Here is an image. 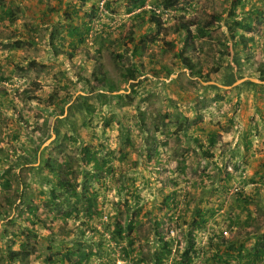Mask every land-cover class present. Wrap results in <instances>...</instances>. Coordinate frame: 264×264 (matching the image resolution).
Here are the masks:
<instances>
[{
	"label": "rangeland",
	"instance_id": "rangeland-1",
	"mask_svg": "<svg viewBox=\"0 0 264 264\" xmlns=\"http://www.w3.org/2000/svg\"><path fill=\"white\" fill-rule=\"evenodd\" d=\"M173 2L0 0V264H264V0Z\"/></svg>",
	"mask_w": 264,
	"mask_h": 264
},
{
	"label": "trees",
	"instance_id": "trees-1",
	"mask_svg": "<svg viewBox=\"0 0 264 264\" xmlns=\"http://www.w3.org/2000/svg\"><path fill=\"white\" fill-rule=\"evenodd\" d=\"M168 3V5H167V8L169 7V6H173V0H163V3ZM136 7H138V6H136ZM166 7V6H165ZM152 14H151V23H150V25H154V26H156L158 29H159V27H160V22L157 20V14L155 13V12H151ZM141 16H143V15H141ZM249 26H250V24H249ZM179 32L180 31H183L184 33H186L187 35H190L191 34V31H190V29L189 28H187V27H184V28H181V29H179L178 30ZM134 49L136 50V51H138V45H135L134 46ZM187 63L188 62H186V60H184V64H186L187 65ZM222 65L221 64H217V67L215 68V69H213V71L215 72V73H217L218 71H219V68L221 67ZM190 67V69L193 71V68L191 67V66H189ZM170 72H172L171 70H169V73ZM127 75H128V78H131L132 80H136L137 79V77H138V75H137V69H136V66L135 67H132V68H128L127 69ZM93 77H94V79H96V80H99V81H101L100 80V75L99 74H97V73H94L93 74ZM261 77H263L264 78V72H263V74H261ZM87 155H90V153H88ZM62 187V186H61ZM63 188V187H62ZM67 216H70V214H67ZM202 217V213L200 212L199 214H198V218H201ZM193 223L194 224H196L197 223V219H195L194 218V221H193ZM118 227V229H117V231L119 232L120 231V229H121V227L118 225L117 226ZM215 239H222V238H220V237H216V238H212V240L211 241H214ZM193 245H194V242L193 241H189V246H190V249H192L193 248ZM217 247H218V251L216 252V254L215 255H213V259L214 260H216V261H221V262H223V261H225V263L226 264H228L227 262H226V260H225V258H228L229 260H231V259H233V257H234V260L236 259V260H238V259H241V260H245V262H246V264H255V259H256V261L257 260H259V258H260V256H261V254H259L258 252H255V253H258V254H253L251 251H245V253H239L238 254V256H233V254H230L229 252H226V253H223L222 255L221 254H219L222 250H223V247H227V241L225 240V239H223V240H220L219 242H217ZM165 247L166 248H168L169 247V244L168 243H166L165 242ZM230 249V247H228V250ZM187 251V250H186ZM191 256H190V253H189V250L185 253V255H184V260L181 262V263H176V264H191V261H192V258H190ZM157 260L160 262L161 261V259H160V257L158 256V258H157ZM207 262H208V260H206ZM207 262L205 263V264H207Z\"/></svg>",
	"mask_w": 264,
	"mask_h": 264
}]
</instances>
